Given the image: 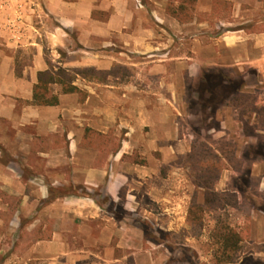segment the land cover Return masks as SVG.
<instances>
[{"label":"crops","instance_id":"0c3cea01","mask_svg":"<svg viewBox=\"0 0 264 264\" xmlns=\"http://www.w3.org/2000/svg\"><path fill=\"white\" fill-rule=\"evenodd\" d=\"M215 1L196 0L185 21L170 13L179 0H9L5 15L0 4V236L15 254L3 264H264V208L241 193L244 166L221 171L214 187L231 203L205 211L196 233L187 212L204 189L174 194L184 169L173 161L190 149L185 94L203 72L243 76L255 95L246 113L214 109L213 142L237 143L239 157V136L264 137V18H243L264 6L221 0L243 19L232 27ZM50 66L77 90L53 82L58 102L35 104L37 73ZM260 156L245 175L264 195ZM222 211L219 233H237L236 251L204 244L206 218L217 226Z\"/></svg>","mask_w":264,"mask_h":264},{"label":"trees","instance_id":"16d2710c","mask_svg":"<svg viewBox=\"0 0 264 264\" xmlns=\"http://www.w3.org/2000/svg\"><path fill=\"white\" fill-rule=\"evenodd\" d=\"M196 0H179L178 6L170 13L179 21L191 18L192 10ZM216 5V1L215 4ZM58 82L62 85L63 92H73L77 87L71 84L69 76L66 75L64 68L57 67L39 71L37 82L33 86L32 102L39 105H53L58 102L57 94L49 90V84ZM196 86L197 103L201 109H208V102L211 95L220 88L226 94L221 103L210 107V113L220 105H231L241 109L242 113L253 110L255 95L242 91L246 86L243 76H230L222 70L209 69L202 73ZM235 146L230 141H221L211 145L205 141L194 139L191 142L187 153L180 156L183 166L187 168L188 177L195 186L204 189V201L198 203L194 198L191 199L187 222L191 225V232L196 233L201 230L202 218L205 211H210L224 207L231 203L232 193L228 191H217L214 187L223 169L232 167L237 169L240 160L236 158ZM84 193H87L83 191ZM218 242L225 248L230 247L233 251L238 249L239 236L230 227H225L218 235ZM236 253V252H235ZM232 254L221 253L225 259H232Z\"/></svg>","mask_w":264,"mask_h":264},{"label":"rangeland","instance_id":"374dc122","mask_svg":"<svg viewBox=\"0 0 264 264\" xmlns=\"http://www.w3.org/2000/svg\"><path fill=\"white\" fill-rule=\"evenodd\" d=\"M9 0H0V4L3 5L2 9L4 12V15L7 14L6 12V7H4ZM259 4L261 6H264V0H258ZM226 2V1H225ZM221 0H218L216 2L215 8H219L217 9V11H219L220 14H218V17H220L221 19H225V20H229L232 21V27H234L237 21H242L243 19L241 17H235L233 16L232 11V2L230 3H225ZM252 4H255V2H252L251 0L245 3H242L243 7H249L251 9V7L253 6ZM242 7V8H243ZM244 9V8H243ZM261 9V8H259ZM252 13V12H250ZM250 13H248L247 15H244L243 18H249V19H260V18H264V11L260 10L257 11L256 10V15H254L255 17H250ZM215 31H220V29H215L213 32ZM225 92L222 91L220 88L218 89V91H215L214 93H212L211 95V101L208 102L209 106L208 109L206 111H204L203 109H201L200 105L197 103V93H196V86L194 87H189L188 91L185 94V98H186V104H187V113L184 116H181V124L184 125V127L186 126V129L183 130L184 134H186L185 138L187 143H189L191 145L192 140L194 139H198L200 141H205L211 145H214L215 143L213 142L212 139V135L214 134V131L210 130V126H214L216 122L215 119H213V117H211V113H210V107L217 104V103H221V101H223L224 96H225ZM256 96L259 100H263L264 101V87L260 88L258 92H256ZM264 120V119H263ZM247 131H251V128L249 126L244 127L243 132H247ZM240 140L238 143L239 146V157H236L240 160L239 162V167L237 169L241 170L242 166L243 167V173L240 174V176L237 179L238 185L241 189V193L243 195V197L249 198V199H255L254 201L257 202L256 206H260L264 208V195L262 192L256 191L254 186L251 188L250 187V182H249V177L246 176V170L250 164L251 159H261L260 155L264 152L263 149V144H264V137H260V144L258 145H250L247 142H245L246 137L245 136H239ZM244 138V139H243ZM190 140V142H189ZM231 142V141H230ZM233 145L236 147L235 142H233ZM235 154V151H234ZM184 155V154H183ZM254 155V157H253ZM182 156V155H180ZM178 156L174 161L173 164L175 166H180L183 167L184 170L179 171V175L175 174L174 176V185H175V195L178 196H184V198H186V196H190L191 193L193 192L192 187H191V180L188 177V172H187V168L185 166H183L182 162H181V157ZM248 156V157H247ZM230 169H233L232 167H229ZM237 170V171H239ZM190 184V185H189ZM254 191V192H253ZM220 214H222V216L220 217L219 221L216 223L217 226H214V220L211 219V217H207L206 221H205V227H206V239L204 241V244H206L205 246H211L212 244H214V242H218V235L220 234L219 232L221 231V228L224 226V224H226L228 222L227 220V214L228 212L226 211H222L220 212ZM2 233H5V231H3ZM9 239L6 236L1 237L0 236V245H3V248L5 251H1L0 252V264H3V262H5L7 259H14L13 256H15V254H9L10 251H6L7 249V245L9 246L10 244H8ZM212 253L216 254L214 250H211ZM219 255V253H217ZM18 264H21L20 262Z\"/></svg>","mask_w":264,"mask_h":264}]
</instances>
